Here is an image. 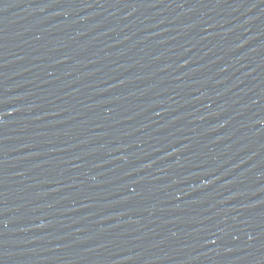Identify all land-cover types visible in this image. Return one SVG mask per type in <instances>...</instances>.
<instances>
[{
	"label": "water",
	"instance_id": "obj_1",
	"mask_svg": "<svg viewBox=\"0 0 264 264\" xmlns=\"http://www.w3.org/2000/svg\"><path fill=\"white\" fill-rule=\"evenodd\" d=\"M0 264H264V0H0Z\"/></svg>",
	"mask_w": 264,
	"mask_h": 264
}]
</instances>
